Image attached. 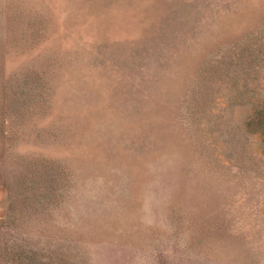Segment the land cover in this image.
Returning a JSON list of instances; mask_svg holds the SVG:
<instances>
[{
	"label": "rangeland",
	"instance_id": "374dc122",
	"mask_svg": "<svg viewBox=\"0 0 264 264\" xmlns=\"http://www.w3.org/2000/svg\"><path fill=\"white\" fill-rule=\"evenodd\" d=\"M0 264H264V0H0Z\"/></svg>",
	"mask_w": 264,
	"mask_h": 264
}]
</instances>
